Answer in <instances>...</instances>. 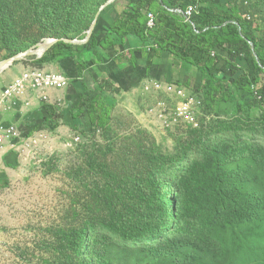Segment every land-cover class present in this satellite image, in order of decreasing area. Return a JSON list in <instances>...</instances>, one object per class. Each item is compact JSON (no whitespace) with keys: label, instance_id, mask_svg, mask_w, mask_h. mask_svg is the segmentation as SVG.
I'll return each mask as SVG.
<instances>
[{"label":"rangeland","instance_id":"rangeland-1","mask_svg":"<svg viewBox=\"0 0 264 264\" xmlns=\"http://www.w3.org/2000/svg\"><path fill=\"white\" fill-rule=\"evenodd\" d=\"M238 3L244 17L264 31V0ZM80 4L71 10L59 9L56 0H0V63L35 51L49 40L85 42L99 11L92 16L88 4L83 0ZM109 12L111 8L102 11L96 30L107 25L103 18ZM101 55L98 65L92 64V55L82 57L87 67L82 75L62 73L55 68L59 62L39 66L29 61L36 55L0 74L2 81L8 73L41 69L69 78L64 89L46 90L49 95L27 89L13 100L28 107V99L36 96L39 105L21 113L34 112V120L14 121L21 131L19 140L0 149V264H86L80 263L75 246L76 230L84 226L92 237L88 259L99 251L110 264H264V207L258 223L215 229L213 247L200 249L203 253L188 241L194 225L184 219L161 242L122 241L105 229L124 207L142 200L144 191L161 199L152 185L154 173L177 180L204 164L209 149L241 144L264 148V119L259 109L247 104L240 111L234 103L220 102L216 112L203 109L198 125H190L175 116V94L168 96L152 85L154 81L187 85L188 71L173 70L170 60L161 57L160 63L154 60L161 72L152 75L156 66L148 72L141 54L136 69L115 62L114 50ZM190 80L194 85L201 82L202 73ZM82 96H100L110 106L111 121L105 129H95L87 117L76 116ZM43 105L54 107L52 119H46ZM238 166L247 170L243 190L264 199V172L248 160L231 168ZM166 198L175 200L179 210L186 204L181 189ZM171 242L176 246L161 245ZM176 247L179 253L173 252ZM188 253H201V260L187 261Z\"/></svg>","mask_w":264,"mask_h":264},{"label":"trees","instance_id":"trees-1","mask_svg":"<svg viewBox=\"0 0 264 264\" xmlns=\"http://www.w3.org/2000/svg\"><path fill=\"white\" fill-rule=\"evenodd\" d=\"M81 1L73 0L67 4L65 0H56L59 9L71 6V10L82 5ZM83 1L94 16L109 0ZM238 2L201 0L197 12L187 20L176 9L186 10L199 0H116L106 8H111L112 13L103 16L107 25L102 27L103 30L95 29L86 42L60 40L41 58L30 57L29 61L43 66L72 59L78 74L82 75L87 68L82 59L84 55H92V64L98 65L103 62L101 52L114 50L117 54L115 62L134 69L140 64L136 55L141 54L146 57L147 69L151 72L154 60L168 54L173 70L190 73L187 86L204 96L205 112H216L220 102L234 103L240 111L247 104L259 109L264 119V31L259 23L244 17ZM149 13L155 15L154 27L148 25ZM77 37L69 36L68 39ZM130 43H133L132 47L121 51ZM199 72L203 80L194 85L190 79ZM43 109L47 120L54 117L53 106L43 105ZM76 116L87 117L95 129H105L111 121L110 106L100 96L95 99L82 96ZM243 160L264 172V148L241 144L207 150L204 164H198L186 177L174 180L154 173L152 185L159 190L161 199L144 191L142 200L124 207L105 224V229L122 241L161 242L176 229L177 222L184 219L194 225L188 241L192 242L195 251L210 249L214 236L211 234L215 229L251 226L261 217L263 197L243 190L248 180L247 170L239 166L231 168ZM180 189L186 198L181 210L175 200L170 199L169 205L166 198ZM76 238L80 263L110 264L99 251L88 259L87 250L92 244L89 227L76 230ZM161 245L164 248L176 246L173 242ZM179 251L181 249L177 247L173 250L174 253ZM201 253H188L185 258L197 263Z\"/></svg>","mask_w":264,"mask_h":264},{"label":"built area","instance_id":"built-area-1","mask_svg":"<svg viewBox=\"0 0 264 264\" xmlns=\"http://www.w3.org/2000/svg\"><path fill=\"white\" fill-rule=\"evenodd\" d=\"M198 4L190 5L186 10L176 9L184 14L187 20H191L197 12ZM150 27L155 26V15L148 14ZM69 78L62 73L49 72L41 69H29L17 77L3 92L0 99V113L8 109V104L13 103L15 97L24 94L27 89L44 92L48 89H64L68 86ZM152 84V83H151ZM155 88L168 96L174 95L177 98V107L174 110L178 120H184L190 125H198L200 111L204 109V96L198 94L185 84L173 82H153ZM21 136L20 128L13 123H8L0 118V149L15 144Z\"/></svg>","mask_w":264,"mask_h":264},{"label":"crops","instance_id":"crops-1","mask_svg":"<svg viewBox=\"0 0 264 264\" xmlns=\"http://www.w3.org/2000/svg\"><path fill=\"white\" fill-rule=\"evenodd\" d=\"M137 56V55H136ZM164 59L166 61V59L169 61V55L168 54H164ZM138 59V58H137ZM161 61V60H160ZM158 62H159V58H158ZM160 63V62H159ZM161 65L163 66V68L166 67V62H162ZM156 66V67H155ZM154 71L152 73V75H159V72H161L159 69L157 70V63L154 65ZM56 69H60V70H63L62 73H64L65 71L66 72H69L70 74L74 75V73L76 74L77 73V70L75 68V65H74V61L72 59H65V60H61L59 62V64L57 65V67H55ZM142 68H144V65H142ZM167 68V67H166ZM132 70V69H131ZM26 71V70H25ZM23 71V72H25ZM49 71V70H47ZM185 71V70H184ZM22 72V73H23ZM53 72H56V71H53ZM22 74L20 73V71L18 70L17 72L13 73L11 76L10 74H6V76L4 75L3 76V80L0 81V95L2 94V92L7 88V86H9L13 80L15 79L14 75L15 74ZM19 77V75H18ZM8 84V85H7ZM4 86V87H3ZM3 90V91H2ZM43 94H48L49 95V92H42ZM28 95V94H27ZM35 96V95H34ZM25 98V97H24ZM29 100V104H28V107L27 106H24V105H20L19 103H9L8 104V109L5 110V111H2L0 113V118L5 121V122H8V123H13V124H16L14 123V121H18L20 123L22 122H27L29 119H33L34 120V112L30 113L28 112L27 115H23L21 113H23L25 110H28L30 107H36V105H39V102H38V99L36 98H33V99H28ZM17 125V124H16ZM19 126V124L17 125Z\"/></svg>","mask_w":264,"mask_h":264},{"label":"water","instance_id":"water-1","mask_svg":"<svg viewBox=\"0 0 264 264\" xmlns=\"http://www.w3.org/2000/svg\"><path fill=\"white\" fill-rule=\"evenodd\" d=\"M116 0H109L106 4H104L99 12L97 13V16L95 18V21L93 22L89 32H88V37L86 38L85 42L90 38V36L92 35L93 31L95 30L97 21H98V17L100 15V13L105 10L108 6H110L112 3H114ZM48 42V41H47ZM58 41L56 40H49L48 43H44L43 45H45L43 48H41L42 45L39 46V48H37L35 51H29L26 54L23 55H17L14 56L11 59H8L2 63H0V74L5 71L7 68H9L10 66H12L15 62H19L21 61L24 57L26 56H33L36 55L37 58H41L55 43H57ZM68 42H72V41H68Z\"/></svg>","mask_w":264,"mask_h":264},{"label":"bare ground","instance_id":"bare-ground-1","mask_svg":"<svg viewBox=\"0 0 264 264\" xmlns=\"http://www.w3.org/2000/svg\"><path fill=\"white\" fill-rule=\"evenodd\" d=\"M49 42V41H48ZM47 41L45 43H48ZM45 45H42L41 48H43Z\"/></svg>","mask_w":264,"mask_h":264}]
</instances>
